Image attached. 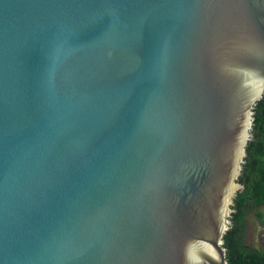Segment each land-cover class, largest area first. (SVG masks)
<instances>
[{
	"label": "water",
	"instance_id": "obj_1",
	"mask_svg": "<svg viewBox=\"0 0 264 264\" xmlns=\"http://www.w3.org/2000/svg\"><path fill=\"white\" fill-rule=\"evenodd\" d=\"M263 95L264 0H0V264H228Z\"/></svg>",
	"mask_w": 264,
	"mask_h": 264
},
{
	"label": "trees",
	"instance_id": "obj_2",
	"mask_svg": "<svg viewBox=\"0 0 264 264\" xmlns=\"http://www.w3.org/2000/svg\"><path fill=\"white\" fill-rule=\"evenodd\" d=\"M251 140L247 144V162L239 178L243 190H239L233 209L237 216L224 235V248L228 264H260L264 262V243L261 249L244 244L245 216L256 211L258 223L264 226V216L258 212L264 207V95L254 109ZM234 215V214H233Z\"/></svg>",
	"mask_w": 264,
	"mask_h": 264
},
{
	"label": "rangeland",
	"instance_id": "obj_3",
	"mask_svg": "<svg viewBox=\"0 0 264 264\" xmlns=\"http://www.w3.org/2000/svg\"><path fill=\"white\" fill-rule=\"evenodd\" d=\"M264 216V207L259 211ZM256 211H248L245 216L244 244L249 248L261 249L264 243V226H261L255 216Z\"/></svg>",
	"mask_w": 264,
	"mask_h": 264
},
{
	"label": "flooded vegetation",
	"instance_id": "obj_4",
	"mask_svg": "<svg viewBox=\"0 0 264 264\" xmlns=\"http://www.w3.org/2000/svg\"><path fill=\"white\" fill-rule=\"evenodd\" d=\"M253 127V126H252ZM251 140V139H250ZM246 150H247V148H246ZM247 162V151H246V157H245V160H244V164H243V166L245 165V163ZM243 166H242V171H243ZM242 171H241V173H242ZM241 176V175H240ZM240 178V177H239ZM238 182H239V179H238ZM240 184V183H239ZM244 189V188H243ZM242 189V190H243ZM237 195V194H236ZM235 199H236V196H235V198H234V200H233V205H232V210H233V212L231 213V215H230V217H229V228H230V226L231 225H233V219H235V217L237 216V213H236V211L233 209V207L235 206V203H234V201H235ZM234 214V215H233ZM229 230V229H228Z\"/></svg>",
	"mask_w": 264,
	"mask_h": 264
}]
</instances>
